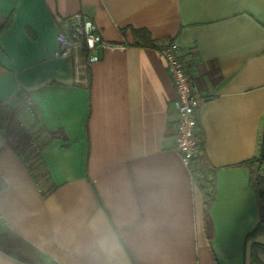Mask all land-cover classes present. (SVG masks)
I'll use <instances>...</instances> for the list:
<instances>
[{"label": "crops", "instance_id": "1", "mask_svg": "<svg viewBox=\"0 0 264 264\" xmlns=\"http://www.w3.org/2000/svg\"><path fill=\"white\" fill-rule=\"evenodd\" d=\"M75 14L118 48L92 65L79 48L56 58ZM9 18L0 114L54 138L26 165L0 132V235L20 245L16 257L0 248V264H264V234L248 239L260 209L244 165L264 132V0H0ZM171 43L203 96L209 229L203 178L174 147L160 52Z\"/></svg>", "mask_w": 264, "mask_h": 264}, {"label": "built area", "instance_id": "2", "mask_svg": "<svg viewBox=\"0 0 264 264\" xmlns=\"http://www.w3.org/2000/svg\"><path fill=\"white\" fill-rule=\"evenodd\" d=\"M64 26L65 30H61L57 36L56 58L67 59L79 48L85 54L88 64L92 65L100 61L98 51L118 48L117 45L102 37L100 30L91 20L83 19L80 14H75L66 19ZM160 52L166 62V71L176 93L173 102L177 115L174 130L175 151L180 155L183 166L189 169L192 174L196 168L197 178L202 179L203 176L198 171L202 151L197 139V127L199 124L198 110L203 102V96L190 67L180 59L178 45L176 43L168 44L161 48ZM27 108L32 113L30 105ZM6 113V118L0 119V126L3 131L6 130L9 116L14 113V110L8 108ZM4 121H7L6 126L3 124ZM32 149H37L36 141L33 142Z\"/></svg>", "mask_w": 264, "mask_h": 264}, {"label": "trees", "instance_id": "3", "mask_svg": "<svg viewBox=\"0 0 264 264\" xmlns=\"http://www.w3.org/2000/svg\"><path fill=\"white\" fill-rule=\"evenodd\" d=\"M12 20L11 18L7 20H0V35L7 30L11 26ZM148 45H152V41H147ZM3 117L0 114V119ZM0 132L4 133L6 136V139L8 143L12 146L14 149V152L20 157V159L23 161L24 164L28 165L31 164V162L34 159H38L40 152L44 145L52 140L54 136L49 137L46 141H39V136L37 133L32 132L31 130H28L24 128L20 123L15 121V114H12L9 116L8 125L5 131L2 130V127L0 126ZM197 139L200 144V148L202 151V158L200 161L199 166V172L203 175V179L200 182L201 188L204 190L205 194V212H206V226L209 229V211L212 206V203L215 199V188L213 183L210 179V173H209V166L207 164L206 158L204 156L203 152V138L201 134L200 125L198 124L197 127ZM36 141L37 143V149H32L33 142ZM36 152V153H35ZM246 167H248L251 171L252 175V186L254 188L259 209H260V215L259 220L255 228L252 230L250 235L248 236V239H253L258 235L264 234V158L257 157L250 161H247L244 163ZM31 170H33L31 167H28ZM35 176V175H34ZM0 248H2L5 252L9 253L10 255L16 257V255L8 250L6 248V243L1 241L0 238ZM253 264H262L260 263L255 257L252 261Z\"/></svg>", "mask_w": 264, "mask_h": 264}, {"label": "rangeland", "instance_id": "4", "mask_svg": "<svg viewBox=\"0 0 264 264\" xmlns=\"http://www.w3.org/2000/svg\"><path fill=\"white\" fill-rule=\"evenodd\" d=\"M1 241L6 243V248L10 251H12L13 253H16L17 255L20 256L19 253H17L18 251V246L19 243L16 242L14 239H11L10 237H8L7 235L1 234L0 235ZM17 247V248H16Z\"/></svg>", "mask_w": 264, "mask_h": 264}, {"label": "water", "instance_id": "5", "mask_svg": "<svg viewBox=\"0 0 264 264\" xmlns=\"http://www.w3.org/2000/svg\"><path fill=\"white\" fill-rule=\"evenodd\" d=\"M260 157L264 158V132H263L262 141H261Z\"/></svg>", "mask_w": 264, "mask_h": 264}]
</instances>
